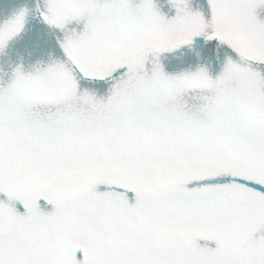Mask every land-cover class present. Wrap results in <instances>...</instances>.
<instances>
[{
	"label": "snow or ice",
	"instance_id": "6c2138e0",
	"mask_svg": "<svg viewBox=\"0 0 264 264\" xmlns=\"http://www.w3.org/2000/svg\"><path fill=\"white\" fill-rule=\"evenodd\" d=\"M0 264H264V0H0Z\"/></svg>",
	"mask_w": 264,
	"mask_h": 264
}]
</instances>
